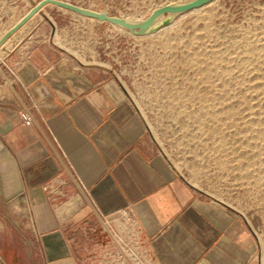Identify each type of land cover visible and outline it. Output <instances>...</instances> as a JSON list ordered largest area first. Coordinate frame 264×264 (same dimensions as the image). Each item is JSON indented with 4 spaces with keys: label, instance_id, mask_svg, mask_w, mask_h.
Masks as SVG:
<instances>
[{
    "label": "crops",
    "instance_id": "crops-1",
    "mask_svg": "<svg viewBox=\"0 0 264 264\" xmlns=\"http://www.w3.org/2000/svg\"><path fill=\"white\" fill-rule=\"evenodd\" d=\"M4 58L11 76L0 73V154L9 158L17 203L30 208L31 264H86L104 243L73 179L101 212L131 211L154 264H245L255 253L245 220L155 149L108 66L80 61L43 27L24 30Z\"/></svg>",
    "mask_w": 264,
    "mask_h": 264
},
{
    "label": "rangeland",
    "instance_id": "rangeland-1",
    "mask_svg": "<svg viewBox=\"0 0 264 264\" xmlns=\"http://www.w3.org/2000/svg\"><path fill=\"white\" fill-rule=\"evenodd\" d=\"M37 1L0 0V35ZM62 1L140 21L184 0ZM32 27H43L80 61L109 67L155 149L193 188L251 228L257 249L245 264H264V0H212L144 35L47 4L0 48L5 80L6 52ZM13 177L8 156L0 154V264H31L36 236ZM91 224L97 227L94 216ZM123 225L116 226L127 231Z\"/></svg>",
    "mask_w": 264,
    "mask_h": 264
},
{
    "label": "built area",
    "instance_id": "built-area-1",
    "mask_svg": "<svg viewBox=\"0 0 264 264\" xmlns=\"http://www.w3.org/2000/svg\"><path fill=\"white\" fill-rule=\"evenodd\" d=\"M21 121L26 125L30 124V115L21 114ZM73 182L89 204L96 228L104 238V243L97 244L95 250L91 251L90 260L86 264H154L151 256L143 250L140 240L136 238L131 211L121 210L105 214L95 206L86 189L77 180L73 179ZM121 221L127 231H121L116 226Z\"/></svg>",
    "mask_w": 264,
    "mask_h": 264
},
{
    "label": "water",
    "instance_id": "water-1",
    "mask_svg": "<svg viewBox=\"0 0 264 264\" xmlns=\"http://www.w3.org/2000/svg\"><path fill=\"white\" fill-rule=\"evenodd\" d=\"M212 0H184L179 3H167L154 8L149 15L140 21H131L125 18L110 16L104 12H97L85 9L62 0H39L34 3L26 13H24L13 25L0 35V46L19 27H21L32 15L37 13L41 7L51 4L63 9H67L85 17H91L98 21H106L113 25L127 29L134 35H144L154 32L160 27H165L170 22L172 16L177 13L187 12L209 3ZM166 15L161 18V16Z\"/></svg>",
    "mask_w": 264,
    "mask_h": 264
},
{
    "label": "bare ground",
    "instance_id": "bare-ground-1",
    "mask_svg": "<svg viewBox=\"0 0 264 264\" xmlns=\"http://www.w3.org/2000/svg\"><path fill=\"white\" fill-rule=\"evenodd\" d=\"M200 7H201V6H200ZM198 8H199V7H198ZM194 9H196V8H194ZM191 10H193V9H191ZM189 11H190V10H189ZM35 14H36V13H35ZM35 14H34V15H35ZM34 15H32L30 18H32ZM30 18H29V19H30ZM90 18H91V17H90ZM29 19H28V20H29ZM28 20H27V21H28ZM27 21H26V22H27ZM26 22H25V23H26ZM25 23H24V24H25ZM24 24H23V25H24ZM23 25H22V26H23ZM22 26H21V27H22ZM19 28H20V27H19ZM19 28H18V29H19ZM18 29H17V30H18ZM17 30H16V31H17ZM16 31H15V32H16ZM8 39H9V38H7L6 40H8ZM6 40H5V41H6ZM5 41H4V42H5ZM4 42L2 43V45L4 44ZM2 45H1V46H2ZM1 46H0V47H1Z\"/></svg>",
    "mask_w": 264,
    "mask_h": 264
}]
</instances>
